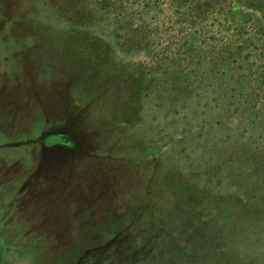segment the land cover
I'll use <instances>...</instances> for the list:
<instances>
[{
  "label": "rangeland",
  "instance_id": "1",
  "mask_svg": "<svg viewBox=\"0 0 264 264\" xmlns=\"http://www.w3.org/2000/svg\"><path fill=\"white\" fill-rule=\"evenodd\" d=\"M213 1L0 0V264H264V11Z\"/></svg>",
  "mask_w": 264,
  "mask_h": 264
},
{
  "label": "trees",
  "instance_id": "2",
  "mask_svg": "<svg viewBox=\"0 0 264 264\" xmlns=\"http://www.w3.org/2000/svg\"><path fill=\"white\" fill-rule=\"evenodd\" d=\"M237 4L243 5L244 7L247 8H253L256 11H264V0H236ZM214 1L213 0H207V4L211 5L213 4ZM197 6L193 7V10L196 11ZM243 17L244 19H249L250 18V14H248V12H243ZM254 19L258 22L261 23V21L257 18V16L254 15ZM257 35L258 37H260L262 39V41H264V26L260 25L259 29L257 30ZM244 41H247V38ZM238 48H240V46H232L231 44L228 45V51L229 53H238ZM232 49V50H230ZM262 70L264 71V66L262 68Z\"/></svg>",
  "mask_w": 264,
  "mask_h": 264
}]
</instances>
